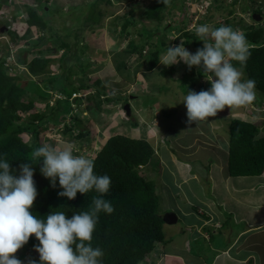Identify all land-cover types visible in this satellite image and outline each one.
Returning <instances> with one entry per match:
<instances>
[{
	"label": "trees",
	"instance_id": "trees-1",
	"mask_svg": "<svg viewBox=\"0 0 264 264\" xmlns=\"http://www.w3.org/2000/svg\"><path fill=\"white\" fill-rule=\"evenodd\" d=\"M102 1L114 4L122 0L89 1L83 13H80L83 23L77 26L73 41L51 35L44 37L45 34L33 40L26 38L32 28L41 31L51 29L48 21L43 17V13L50 12L51 9L50 6L45 5L46 3L35 7L26 5L23 33L20 34L16 27L5 33L15 42L25 40L22 49H18L14 58L16 64L24 67L26 76L18 72L17 65L7 62L10 53L7 48L4 49L7 44L0 45V159L6 158L10 168L17 175L21 164L32 162L31 153L40 146L38 141L40 131L47 127L50 119L53 118L57 126L61 125L59 129L63 134L75 138L89 135L83 123L91 120L90 116L85 118L78 114L71 116L73 105L75 103L78 105L86 99V94L83 97L73 95L74 93L87 92L89 94L87 99H91L94 103L91 109L98 113L106 109L105 105L115 103L119 98V94L105 91L100 78L87 77L89 63L84 61L88 58H83L87 44H80V35L84 29L100 23L102 18L106 17L105 10L100 6ZM176 1L170 0L165 6L160 0H153L145 7L143 15L146 19L156 21L157 25L149 28L143 24L137 30V40L131 37L126 47L118 51V56H122V58L114 57V68L118 73L124 71L131 56L138 58L139 64L143 65L145 70H152L159 63L170 43L165 38L159 37L152 41L153 35L155 30L159 29L157 26L162 22L164 13L170 14L171 8L180 9ZM214 2H218L216 8H223L220 0ZM3 3H7V0L0 1V8ZM242 6L243 11L249 7L251 13H260L261 17H264V6L258 5L256 8L245 4ZM232 10L229 12L232 13ZM250 18L253 19L252 14ZM110 19L109 23L113 26L109 29L116 32L119 27L118 32L122 35H129L128 27L135 23L131 11L115 14ZM3 21V24L8 23L6 18ZM225 25L238 29L228 20ZM219 26L221 24L213 27ZM239 30L246 35L251 55L242 68L239 63H233L240 68L247 79L255 80L256 90L264 96V28L257 23L242 24ZM180 35L184 38V45L190 47L193 54L203 46V41L196 35L195 29L183 28ZM48 40H52V44L45 46ZM60 50V54L55 56ZM53 63L57 65V73H52L50 70V65ZM175 69L176 65L173 64L159 69V73L163 76L172 75ZM185 69L184 78L187 81L183 87L185 94L188 90L199 92L211 87L210 82H202L204 77L202 69L194 66L191 69L186 66ZM78 73L82 76L75 78ZM36 102L43 103V107L35 109ZM126 102L127 99L121 105L123 110ZM69 117L71 121L67 123L66 118ZM131 124L136 126L137 122L132 121ZM227 126L229 175H260L264 170V133H261L260 127L239 116H231ZM24 134L30 135V140H26ZM154 157L155 149L147 139L116 133L110 135L91 158L95 165L94 173L106 174L111 179L109 192L103 195V199L110 201L114 207V212L111 214L103 211L98 213V222L91 241L93 247H100L104 252L102 264H138L154 250L156 243L165 241L162 228L164 221L158 212L160 195L157 194L156 185L149 178L150 173H153L152 170L145 168ZM154 162L155 165L159 164V161ZM140 165L143 166L142 169ZM41 166L42 160L40 164L32 165L38 195L31 211L38 218L46 217L51 211H63L68 218H71L74 213L88 211L92 198L100 195L93 189L87 194L78 192L73 200L60 197L58 193L63 189L59 186L58 178L56 187L53 188L51 180L41 174ZM38 244L39 241L33 235L21 249L23 252L34 250V246ZM21 257L22 253L17 256V258Z\"/></svg>",
	"mask_w": 264,
	"mask_h": 264
},
{
	"label": "rangeland",
	"instance_id": "rangeland-1",
	"mask_svg": "<svg viewBox=\"0 0 264 264\" xmlns=\"http://www.w3.org/2000/svg\"><path fill=\"white\" fill-rule=\"evenodd\" d=\"M13 1H15V7L11 6V8L10 5L8 7L3 4L0 13L3 12L1 15L6 14L8 17L12 10L14 12L17 11L18 13H15V17L12 19L14 21L12 24L17 19L19 20V22H16L15 27L21 34L24 31L25 23L24 18H20L19 16H22V14L26 16L25 7L28 3L24 4V6L19 0ZM89 1L92 0H29V4L32 7L44 3L51 7L50 12L43 13V17L48 21L51 29L49 31H41L37 28H32L27 33L26 38L33 40L45 34L44 37L51 35L62 40L73 41L76 37L77 26L83 23L82 14L80 15V13H83ZM151 1L153 0H122L114 4H108L105 1L100 2L101 8L105 10L104 14L106 17H103L100 23L85 28L80 35V44H87V47L84 49L83 58L86 57L88 59L84 62L89 64L91 62V65L88 64L86 75L92 79L100 78L105 86V91H112L113 93L119 94V98L115 103L105 105L106 109L98 113L91 109L94 103L91 99H87L89 94L87 92H80L81 96L86 94V99H83L78 105L76 103L73 105L71 116L77 114L82 118L90 116L91 120L83 123L84 127L88 129L89 135L84 138H75L63 134L61 129H59L61 125L57 126L52 118L49 120L47 127L41 129L38 141L40 146L45 143L62 148L70 146L74 154L85 155L91 158L94 155V151L100 148L102 140L105 141L112 134L120 133L131 137L147 139L155 149V157L145 167L146 169H151L153 172V175L151 176L150 174L149 178L156 185V182H160L156 181V177H159L166 185L164 187V198L160 202L161 197H159L158 206L159 214L164 216L168 212H174L170 209V206H166V199L169 200L172 193L175 192L167 181L171 182V174L173 178L178 177L180 179L181 174H184L186 178L187 175L185 173L188 172V167H186L187 169L180 170V174L177 175V170L174 171L176 169L174 168V164H178L177 161L174 159L176 163H173L167 157L172 158V152L175 156L183 154L180 158L183 156L186 157L189 153V155H193L190 162H188V158L191 156H188L187 158H183L181 163H183L182 167L185 164L196 165L194 171L197 173V180L187 179L183 187L188 188L193 194V197L197 201L199 200V203L205 196L212 199L209 197L212 196L210 193L212 183L207 182V168L210 167L209 165L213 159L218 158L224 162L227 151L226 140L228 139L227 124L231 116L240 117L238 111L242 107H238L239 109L237 107L231 109L226 107L223 111L218 112L215 117H209L204 121L194 122L189 125L187 123V109L181 103L183 97L186 95L183 92V87L187 82L186 78H184L187 65L183 61L175 64L176 69L172 75L166 76L159 73V69L166 67L160 61L152 70H145V67L139 64L138 58L135 59L134 56L128 58L122 73H118L115 70L114 57L122 58L121 55L120 57L118 56V51L126 47L131 37L137 40V30L143 24L149 26V28L157 25L156 21L146 19L143 15V10L147 5L151 4ZM220 1L223 8H216L218 2L215 3L214 0H177V6L180 9L175 7L171 8L172 12L170 14L164 13L163 20L158 24L157 27L159 29L157 31L155 30L152 41H155L158 37L165 38L170 43V46H179L181 41H184V38L180 35L183 28L193 30L196 26L204 24L210 27L217 26V24L225 25L227 24V20L238 29L242 24L255 25V23L264 28V17H261L259 20H253L250 18L252 13L249 7L246 11L242 10L243 4L247 6L251 5V7L257 5L264 6V0H254L253 2L251 0H236L233 4L231 2L234 0ZM231 9H233L232 13L229 12ZM129 11H131L135 19V23L128 27L129 35L120 34L118 32L119 27H117L116 32L109 29L110 26H113L109 23L111 17L115 14H123ZM39 13L41 12L39 11ZM107 14H109L108 17ZM0 19V23H3L4 21L1 16ZM1 33L3 32L0 30ZM6 37L9 40V44L2 40L0 45L7 44L6 47L3 46L4 49L7 48L10 51L9 55L11 53L14 55L15 51L16 53L18 51L17 49H22L25 40L15 42L11 38L9 39L8 36ZM51 44L52 40H48L44 45L49 46ZM184 47L192 53L190 47H186L185 45ZM60 52L61 50L55 56H58ZM8 62L14 65V59H8ZM18 68V72L26 76L24 67L21 65ZM78 68L80 70L82 69L81 66ZM50 70L52 73H57V65L55 63L51 64ZM79 76H82V74H76L75 78ZM244 78L247 79L245 75ZM202 82H207L205 77H203ZM92 90L93 88L90 91ZM255 91L256 99L248 105V108L264 106L263 94L256 89ZM126 99L131 109L130 116H126L121 107ZM35 105V109L43 107V103L40 102H36ZM260 113L264 116V111ZM70 121V117L66 118L67 123H70ZM132 121L137 122L136 126L131 124ZM258 125L264 130V120H259ZM24 137L26 140H30V135L24 134ZM154 161H159V164L155 165ZM163 162H165L164 165L162 164ZM211 167L217 168L219 165L213 163ZM222 168H225V166H222ZM212 179L214 178L211 177ZM179 182L182 183L183 181ZM200 193H202V197ZM179 204L182 207L185 206L183 200ZM176 212L179 213L178 211ZM179 223L176 222L172 225H167L163 222V233L166 235L169 227L172 230H178L180 227H183L182 221L180 225ZM162 245L163 242L156 243L154 248L155 252H158L159 249L156 248H160ZM205 245V240L202 239L192 242L190 246L192 247L191 252L193 254L182 252L184 254L183 257L186 258V261H189V264L199 261L200 257H196L194 252H206L205 248H202ZM21 253L22 257L18 259L23 264H28L30 259L35 260L39 264V253L35 250L23 252L20 249L15 254L16 257Z\"/></svg>",
	"mask_w": 264,
	"mask_h": 264
},
{
	"label": "clouds",
	"instance_id": "clouds-1",
	"mask_svg": "<svg viewBox=\"0 0 264 264\" xmlns=\"http://www.w3.org/2000/svg\"><path fill=\"white\" fill-rule=\"evenodd\" d=\"M19 1L23 5H30L29 0ZM160 2L167 6L170 0ZM3 4L15 7L13 0H7ZM15 13L18 12L12 10L8 17L6 14L1 15L3 12L0 13L2 20H8L7 24L0 23V29L6 27V31L0 34V44L2 40L9 44L5 33L19 22L17 19L12 24ZM19 17L24 18L26 23L23 14ZM195 33L203 41V46L194 54L181 41L179 46H168L160 58V63L166 66L183 61L189 69L193 66L202 69L205 79L211 84L208 90H188L183 97L181 103L187 109L189 125L215 117L226 107L231 109L250 105L256 99L255 80L245 79L244 73L233 63H239L242 68L251 55L245 33L227 25L210 27L207 24L196 26ZM8 59H14V65L20 66L16 64L12 53L7 62ZM253 110L264 111V106H255ZM105 141L102 140L100 148ZM100 148L94 151V155ZM91 158L74 154L70 146L62 148L45 143L32 151V162L20 165L19 175L10 168L6 158L0 159V264H23L15 254L33 235L39 241L34 246V250L39 253V264H102L104 252L100 247H93L91 241L98 213L103 211L111 214L114 207L110 201L103 199V195L109 192L111 179L106 174L94 173L95 165ZM41 160V174L51 180L53 188L56 187L58 178L59 186L63 189L58 193L60 197L73 200L78 192L87 194L93 189L100 194L92 198L88 211L74 213L71 218L63 211H51L44 218H38L32 213L31 209L38 195L32 165L40 164ZM140 168L143 166L140 165ZM145 258L139 263L147 264L144 263ZM28 264L37 262L30 259Z\"/></svg>",
	"mask_w": 264,
	"mask_h": 264
},
{
	"label": "crops",
	"instance_id": "crops-1",
	"mask_svg": "<svg viewBox=\"0 0 264 264\" xmlns=\"http://www.w3.org/2000/svg\"><path fill=\"white\" fill-rule=\"evenodd\" d=\"M238 114L241 119L256 125L259 120H264L259 111L248 108V105L240 108ZM260 131L264 133V130ZM171 154L173 157L168 156L167 159L173 163L177 161L178 164H174L177 175L180 174V170L188 167L186 178L181 174L180 180L178 177L173 178L171 174V182L167 181L175 192L169 200L166 199V206H170L177 214V222L182 221L183 227L178 230L169 227L163 245L156 248L159 249L158 252L154 249L145 258L144 263L189 264L182 252L193 254L190 244L202 239L206 243V247L202 246L206 252H194L200 259L192 264H264V170L260 175L231 176L227 172L226 151L224 162L218 158L213 159L207 168V182L212 183L210 190L212 196L209 197L212 199L205 196L199 203L191 191L183 187L187 179L197 180V173L194 171L196 165L185 164L182 167L181 163L183 158L188 156H191L188 158L190 162L193 155L189 153L186 157L180 158L183 154L180 156H175L173 152ZM213 163L219 167L212 168ZM211 177L214 179L211 180ZM156 181H160L156 182V190L161 202L166 185L159 177H156ZM200 194L202 197V193ZM182 200L184 207L179 204Z\"/></svg>",
	"mask_w": 264,
	"mask_h": 264
},
{
	"label": "water",
	"instance_id": "water-1",
	"mask_svg": "<svg viewBox=\"0 0 264 264\" xmlns=\"http://www.w3.org/2000/svg\"><path fill=\"white\" fill-rule=\"evenodd\" d=\"M252 18L254 20H259L261 18V15L259 13H252ZM2 32L6 31V27H1L0 29ZM124 110L127 116L130 115L131 110H130V105L129 103H125L124 105ZM163 221L167 224H173L177 221V215L174 212H168L167 214H165L163 217Z\"/></svg>",
	"mask_w": 264,
	"mask_h": 264
}]
</instances>
